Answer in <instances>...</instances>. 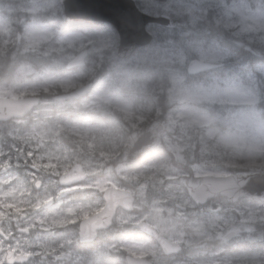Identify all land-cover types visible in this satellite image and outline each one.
Segmentation results:
<instances>
[{
    "label": "clouds",
    "instance_id": "obj_1",
    "mask_svg": "<svg viewBox=\"0 0 264 264\" xmlns=\"http://www.w3.org/2000/svg\"><path fill=\"white\" fill-rule=\"evenodd\" d=\"M0 264H264V0H0Z\"/></svg>",
    "mask_w": 264,
    "mask_h": 264
}]
</instances>
